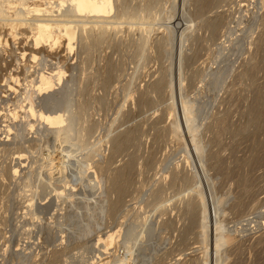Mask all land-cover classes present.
Listing matches in <instances>:
<instances>
[{
	"label": "rangeland",
	"instance_id": "rangeland-1",
	"mask_svg": "<svg viewBox=\"0 0 264 264\" xmlns=\"http://www.w3.org/2000/svg\"><path fill=\"white\" fill-rule=\"evenodd\" d=\"M43 5L0 0V264H264V0Z\"/></svg>",
	"mask_w": 264,
	"mask_h": 264
},
{
	"label": "bare ground",
	"instance_id": "bare-ground-1",
	"mask_svg": "<svg viewBox=\"0 0 264 264\" xmlns=\"http://www.w3.org/2000/svg\"><path fill=\"white\" fill-rule=\"evenodd\" d=\"M42 1V3L43 4H46V6H44V7H39V9H34V7H32L31 9H30V11H35V13H34V17L32 18V19H30L32 22L31 23H29V24H34L37 28H36V30L38 29V32H39V30H50L51 28H55V29H57V28H59L60 26H61V24H63V22H66V24L69 22V23H73V22H70V20H72V19H66V21H64L65 19V17L66 16H64V18L62 17V13L66 10H68V12L67 13H70V12H76V11H78V12H88V14L90 15L91 13V15L93 16V14L94 15H100V13L101 14H107L109 11H110V9H111V7H112V0H73V1H69V3H67L68 1L67 0H41ZM2 2V1H1ZM216 3V2H215ZM2 4V3H1ZM33 4H35V3H33ZM32 4V5H33ZM67 4H69V5H67ZM213 4H214V2H213ZM1 8V7H0ZM38 8V7H37ZM63 8H66L65 10H63V12H62V9ZM79 10H78V9ZM3 9V8H2ZM27 10V9H26ZM81 10V11H80ZM2 11V10H1ZM19 11V10H18ZM53 11H56L55 12V14H53L52 12ZM20 12V11H19ZM19 12H17L16 14L18 15V13ZM5 13V12H4ZM57 13V14H56ZM58 13H60V14H58ZM67 13H65L66 15H67ZM14 14H15V12L14 13H12V15L14 16ZM20 14V13H19ZM33 14V13H32ZM64 14V15H65ZM74 14V13H73ZM73 14H71V15H73ZM5 15V14H4ZM7 15V14H6ZM22 15V14H21ZM21 15H19L20 17H22ZM24 16H25V14H23ZM30 15V14H29ZM29 15H28V17H22V18H19V17H16V16H14L13 18L11 17L10 19H8L10 22L9 23H7V24H9V28L11 29V30H13V29H15V28H19V26L21 25V24H23L24 22H29L30 20H29ZM52 15L53 16H56V15H60L62 18L61 19H58V17H52ZM74 15H76V14H74ZM88 15V16H89ZM1 16V15H0ZM3 16V15H2ZM1 16V17H2ZM32 16V15H31ZM60 16H59V18H60ZM68 16H69V14H68ZM78 16V15H77ZM77 16L75 17V18H77ZM80 16V15H79ZM87 15L85 14V17H86ZM106 16V15H105ZM109 16V15H108ZM70 17V16H69ZM71 17H73V16H71ZM2 18H6V17H2ZM68 18V17H67ZM82 18V17H81ZM78 19V18H77ZM77 19L75 20V19H73V21L75 20V22L74 23H76V24H73L74 25V27H75V25H77L78 24V28H80V27H85V26H87V25H84L83 23H84V19H83V21L81 20V22H79V23H77L78 21H80L79 19H78V21H77ZM103 19H105V18H103ZM29 20V21H28ZM69 20V21H68ZM94 20H96V18L94 19ZM102 20V19H101ZM6 21V20H5ZM33 21H34V23H33ZM77 21V22H76ZM2 22H3V19H2ZM89 22V21H88ZM5 23V22H4ZM3 23V24H4ZM65 24V25H66ZM80 24V25H79ZM86 24H87V22H86ZM98 25H99V23H97ZM103 24H105V23H103ZM5 25V24H4ZM68 25V24H67ZM71 25V24H70ZM100 26V25H99ZM67 27V26H66ZM63 28H65V27H62V30H63ZM68 28H70V27H68ZM72 28H73V26H71V32H72ZM33 29V28H32ZM59 29H61V28H59ZM73 29H75V28H73ZM83 29H85V28H83ZM64 30H67L66 28L64 29ZM76 30V29H75ZM79 30V29H78ZM28 31V30H27ZM51 31V30H50ZM50 31H48V32H50ZM15 32V31H14ZM32 32V31H31ZM43 32V31H42ZM55 32V31H54ZM59 32H61L62 33V31H59ZM64 32V31H63ZM68 32V31H67ZM70 32V33H71ZM17 33V32H16ZM39 33H41V32H39ZM44 33V32H43ZM43 33H41L42 35H43ZM61 33H58V34H61ZM65 33H66V31H65ZM73 33V32H72ZM75 33V32H74ZM20 34H22V33H20ZM38 34V33H37ZM47 34H49V33H46V36H47ZM57 34V35H58ZM45 35V34H44ZM56 35V34H55ZM57 35H56V41L52 44V46L51 47H48L49 48V50H51V48L57 43V42H64L65 40H63L64 38H59L58 39V37H60V35L57 37ZM73 35V34H72ZM75 35L76 34H74L73 36L75 37ZM45 36V37H46ZM62 36H64V35H62ZM61 36V37H62ZM4 37V36H3ZM39 37V36H38ZM43 37V36H42ZM44 37V38H45ZM65 37H66V35H65ZM23 38H26V36L25 37H23ZM31 38V37H30ZM41 38V37H40ZM43 38V39H44ZM55 38V37H54ZM1 39H2V36H1V33H0V41H1ZM5 39V38H4ZM66 39V38H65ZM71 39V38H70ZM52 40V39H51ZM73 40V39H72ZM31 41H33V40H31ZM54 41V40H53ZM52 41V42H53ZM70 41V40H69ZM40 43H41V41H40ZM46 43V42H45ZM49 43V42H48ZM51 44V43H50ZM49 44V45H50ZM64 46V50L66 49L65 48V44H63ZM32 46V45H31ZM30 46V47H31ZM37 46H38V44H37ZM44 46V45H43ZM33 48V47H32ZM37 48V47H36ZM48 50V49H47ZM40 51H41V49H40ZM39 51V52H40ZM12 52V51H11ZM31 52V51H30ZM47 52V51H46ZM37 53V52H36ZM48 53V52H47ZM41 54V53H40ZM32 55V58L33 59H35L36 58V55L34 56L33 54H31ZM50 56H53L52 55V53H51V55ZM19 57H20V55H19ZM54 57V56H53ZM37 58H38V56H37ZM55 58H57V57H55ZM26 61V60H25ZM21 63V62H20ZM26 66V65H25ZM25 69V68H24ZM26 70V69H25ZM49 71V70H48ZM47 76V75H46ZM56 81V80H55ZM26 83H27V86H28V83L30 84L31 83V81L28 79V80H26ZM160 86H161V84H160V82H158L157 84H155L153 87L157 90L158 88H160ZM29 87H30V85H29ZM24 92L22 93V95H23V97L27 100V99H31V95H30V92H28V90H26V89H24L23 90ZM30 91V90H29ZM33 94V93H32ZM28 101H31V100H28ZM25 104V103H24ZM20 107H21V105H19ZM23 106V105H22ZM24 108H25V106H23ZM23 107H22V109H23ZM12 109H14V108H12ZM21 109V110H22ZM19 110V109H18ZM25 110V109H24ZM10 111V110H9ZM13 111V110H12ZM26 111V110H25ZM12 112L10 111V114H11ZM19 116V115H18ZM16 117V116H15ZM9 118V117H8ZM12 118H13V114H12ZM17 118V117H16ZM50 119H52V120H50V123H53L54 122V117H49ZM16 120V119H15ZM37 122V121H36ZM5 125H7V124H5ZM17 125V124H16ZM34 125H36V124H34ZM11 127V126H10ZM131 134H133V133H130L129 135H125L124 136V134H122V136H124V138L122 139V136L121 135H118V137H120V138H118L117 137V139H122V140H125V141H130V139H132V135ZM119 140H118V142H119ZM117 141H116V143H118ZM120 142H122L121 140H120ZM124 142V141H123ZM118 148V147H117ZM18 156V155H17ZM20 156V155H19ZM18 156V157H19ZM21 157V156H20ZM20 159V158H19ZM21 159H22V157H21ZM18 160V159H17ZM48 160V159H47ZM51 160V159H50ZM21 161V160H20ZM17 163H19V161L17 162ZM16 164V163H15ZM52 165V164H51ZM18 166H19V164H18ZM16 167V166H15ZM128 167V166H127ZM129 168V167H128ZM127 168V169H128ZM119 170H121V169H119ZM118 170V171H119ZM123 170V169H122ZM121 170V171H122ZM126 167H125V169H124V171H122L121 173H117V171H116V173L118 174V175H120L119 177H121V174L122 175H126L128 172L127 171H129V169L128 170H126ZM46 171V170H45ZM19 172V171H18ZM127 172V173H126ZM115 173V174H116ZM16 174H17V171H16ZM15 174V175H16ZM50 174V173H49ZM116 174V175H117ZM116 178H118V177H116ZM118 180H120V179H118ZM52 184V183H51ZM190 202V201H189ZM192 202V201H191ZM191 202L190 203H188L189 204V206L187 205V207L188 208H186V209H189L190 208V206L191 207H193L192 205H190L191 204ZM117 203V202H116ZM115 202L112 204V206L114 205V204H116ZM194 205V204H193ZM195 206V205H194ZM193 209H195V208H193ZM192 208L191 209H189L190 211H188V212H194V211H191V210H193ZM36 219H37V217H36ZM86 229V228H85ZM111 236H107V237H105V239H103V242L104 241H106L108 238H110ZM99 241V240H98ZM134 249V248H133ZM132 249V250H133ZM100 254V253H99ZM132 254H134V253H132V252H130L129 253V257H126V253L124 254V256H122L123 257V260H121V263L119 262V264H125L124 262L128 259V260H130L131 259V255ZM134 257V256H133ZM127 260V261H128Z\"/></svg>",
	"mask_w": 264,
	"mask_h": 264
}]
</instances>
